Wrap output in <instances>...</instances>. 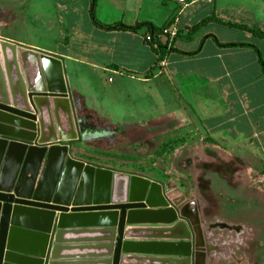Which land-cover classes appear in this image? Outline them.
I'll list each match as a JSON object with an SVG mask.
<instances>
[{"label":"crops","instance_id":"0c3cea01","mask_svg":"<svg viewBox=\"0 0 264 264\" xmlns=\"http://www.w3.org/2000/svg\"><path fill=\"white\" fill-rule=\"evenodd\" d=\"M258 1L253 0V5L256 2L259 3ZM85 3V9H72L67 12V15L72 18L67 19L66 25L64 24L66 46L48 48L25 42L8 36L3 28H0V41H7L18 47L32 49L60 59L77 117L86 134L89 131L97 132L95 128H115V131L111 129V131L100 132L124 135L132 143L135 142V107L133 106L135 101L126 100L125 104H132L116 106L117 110L97 106L98 101L95 99L97 95L94 92L97 90V81L107 80L114 86L116 96H124L125 89L127 95H130V92L134 95L135 80L141 84L155 85V82H158L156 85L160 88L167 85L165 77L170 58H175L181 63L190 60L205 64L202 69L176 73L180 80L179 111L186 112L183 116L180 114L181 118L177 127L180 144L179 157L181 160L196 162V176L198 174V176H208L199 182L196 181L198 187L199 184L209 182L211 176L212 182H216L214 177L221 172L219 164L224 166L225 162L227 165L230 162L233 163V166L226 167V169L228 173H233L232 176H236L237 182L243 181V191L239 193L242 204L239 203L241 207L238 208L242 217L227 221L235 227L234 240H243L239 246L250 248L256 230L252 226L254 223L252 214L256 212L259 218L264 217V210H262L264 208V156H262L264 155V144H261L262 140L264 142V128L262 129L261 126L263 123L264 127V104L256 103L255 99L251 100L250 90L243 94L244 98L239 97L238 99L235 86L237 80L245 83L246 79L251 77L262 82L264 80L263 66L257 55H223L226 51H223L224 47L213 38L216 37L213 32H207L206 35L199 36V39L195 40L201 30L210 25H216L218 29L238 28L264 40L250 30L228 24L243 25L264 32V18L261 10L255 13L254 7H248L244 3L228 5L224 0H186L187 6L179 0H85ZM60 10L62 11V8ZM61 15L66 16L64 13ZM139 23H151L160 28L159 31L167 25L175 24L179 30L178 35L171 45L168 44L164 53L155 51L156 46L146 41L145 37L151 33L147 27L136 30L110 28L117 24L135 27ZM198 25L201 26L196 28ZM60 34H63L62 31ZM178 40H185L187 43L180 48L176 46ZM210 40H213L211 45H209ZM241 42L251 44L246 40L230 43L219 41L222 44ZM193 45L195 47H191ZM207 46H210L211 54L202 55ZM171 47L175 49L170 51ZM262 59L264 61L263 56ZM222 80H226L227 84L221 83ZM261 91L260 89L258 95L263 96L264 93ZM236 105L240 106L238 111L240 114H237ZM101 111H104L103 114ZM252 112L260 113L254 127L251 118L247 117ZM196 114H198L197 117ZM257 127H260L259 131ZM84 139L87 140L86 136ZM236 146H241L240 149H243V152L236 153ZM70 156L85 165L111 170L114 173L141 176L153 181L148 176L135 174L134 168L129 165L122 169L98 166L73 156L71 151ZM250 156L258 159L262 167L258 168L251 162ZM198 165H202L203 170H200ZM253 173L256 177H253ZM217 189L221 192L220 188ZM176 190L167 185L164 186L165 196L171 206H189L190 210L195 209L197 214H200L203 224L217 221V219L210 220L205 217V201H207L205 194L201 193L198 196L192 194L191 197H186L182 190ZM141 227L150 230V227L158 226L148 224ZM83 231L88 230L68 232L63 236L65 250L59 254V259L64 263L92 261L104 255L103 251L85 247L102 242L105 239L104 236L96 232ZM164 238L162 233L143 232L133 236L131 241L152 243L162 241ZM229 239H232V236ZM203 250H201L202 254L205 253ZM142 251L145 252L129 254L135 258L131 259L128 264H152L150 261H141L137 257H150L153 254L160 257V252L166 250L145 248ZM49 261L48 257L46 264ZM205 264H209L208 258Z\"/></svg>","mask_w":264,"mask_h":264},{"label":"water","instance_id":"95a60500","mask_svg":"<svg viewBox=\"0 0 264 264\" xmlns=\"http://www.w3.org/2000/svg\"><path fill=\"white\" fill-rule=\"evenodd\" d=\"M79 122L62 61L0 41V264H128L145 248L166 250L137 257L152 264H205L196 211L171 206L159 182L70 156ZM79 230L102 234L85 247L104 255L64 263L63 236ZM143 232L165 238L131 241Z\"/></svg>","mask_w":264,"mask_h":264},{"label":"rangeland","instance_id":"374dc122","mask_svg":"<svg viewBox=\"0 0 264 264\" xmlns=\"http://www.w3.org/2000/svg\"><path fill=\"white\" fill-rule=\"evenodd\" d=\"M224 1L228 5L244 3L248 7H254L255 13L261 10L262 17L264 18V0H259V3L256 2L254 5L253 0ZM85 7V0H0V28H3L8 36L25 42L48 48L66 46L64 42V37L66 36L64 27L66 20L72 18L67 15V12L72 9L82 10ZM61 8L62 11L60 10ZM62 13L66 16L61 15ZM61 31L63 34H60ZM207 32H213L220 42L230 43L246 40L256 45L261 56L264 58V40L253 34L238 28L218 29L216 25H210L201 30L195 41L199 39V36L206 35ZM185 43H187L185 40H178L176 46L181 48ZM211 43H213V40H210L209 45ZM191 47H195V45ZM210 50V46H207L202 55L211 54ZM223 51H226L223 52V55L258 56L256 49L251 46H227L223 48ZM169 63L165 77L167 85L162 88L156 85L158 82H155V85L152 83L141 84L135 80L134 95L131 92L129 93L130 95H127L125 89L123 91L125 92L124 96H116L114 86L108 83L107 80L97 81V90L94 91L97 95L95 98L98 101L97 106L115 109L116 106L120 107L132 104H125L126 100L130 102L133 99L135 101L133 104L135 107V142H129V138L124 135L119 136L112 132L110 134L100 132L111 131V129L115 131V128H98V126V129L95 128L97 132L89 131L87 135L82 124L79 122L82 138L72 142L70 147L71 153L77 158L98 166L120 167L121 169L126 165L132 166L135 174L148 176L154 182L161 183L163 187L167 185L169 188L177 189L176 191L182 190L186 194V197H191L192 194H195V196L201 193L205 194L207 198L204 210L205 217L210 220L217 219L213 223L203 224L200 214H197L198 227L200 228L202 237L201 242L204 248L203 252H205V258H208V263L264 264L263 216L259 218V216H256V212L252 214V221L254 222L252 226L256 230L253 234L250 248L239 246L243 241L242 239L240 241L234 240L236 235L234 231L235 227L229 221L242 217V213L238 212V208L241 207L239 203L242 204V198L239 193L243 191V181L237 182L235 180L236 176H232V172V175L228 173L226 167L230 168V166H233V163L230 162L227 165L225 162L224 166L219 164L221 172L217 173L216 177H214L216 182H212L211 176L209 177V182L199 184L198 187L196 181H201L205 175L198 176V174L196 176V162L181 160L179 157L180 144L178 143L177 127L181 118L180 114L183 116L186 112L179 111L180 80L176 73L202 69L205 64L190 60L181 63L176 61L175 58H170ZM221 83L227 84L226 80H222ZM263 88L264 80L262 82L256 81L254 77L246 79L245 83L237 80L235 86L238 99L239 97L244 98L243 94H246L245 92L250 90V95L248 93L250 99H255L257 100L256 103L260 102L262 104H264V95L260 96L258 93L260 89L264 93ZM246 97L249 98L248 96ZM182 99H185V97H182ZM236 108L237 114H240L238 112L240 106L236 105ZM103 112L101 111L102 114ZM249 114L247 117L251 118L254 127L260 113L252 112ZM197 116L198 114H196ZM200 120L202 122L201 117ZM261 126L263 129V123ZM259 130L260 127H257V131ZM85 136L87 140L84 139ZM257 141L259 142V139ZM261 144H264L263 140ZM235 148L236 153L243 152V149H240L242 148L241 146H236ZM249 158L258 168L262 167L259 164V160L254 156H250ZM198 167L200 170H203L202 165H198ZM252 175L256 177V174L253 173ZM217 188H220L221 192ZM187 208L189 212L196 211L195 209L190 210L189 206ZM192 213L190 215L195 221V216ZM230 236H232V239H229Z\"/></svg>","mask_w":264,"mask_h":264},{"label":"trees","instance_id":"16d2710c","mask_svg":"<svg viewBox=\"0 0 264 264\" xmlns=\"http://www.w3.org/2000/svg\"><path fill=\"white\" fill-rule=\"evenodd\" d=\"M229 25L231 26H235V27H239V28H242V29H246V30H250L251 32H253L254 34L260 36L261 38L264 39V32L262 31H259V30H254V29H250V28H247L243 25H236V24H233V23H228ZM201 25H198L196 28L200 27ZM143 27H147L148 30L153 33V34H156L159 32V29L158 27L154 26L153 24L151 23H139L138 25H136L135 27H128L126 25H123V24H117V25H112L110 26L111 29H129V30H136V29H141ZM216 42L220 45V46H223V47H227V46H251V47H254L256 49V51L258 52V56L260 58V62L263 66V70H264V61L262 59V56H261V53L260 51L258 50L257 47L249 44V43H246V42H241V43H236V44H222V43H219V41L217 40L216 37H213ZM154 45L156 46L155 51H161V52H166V49L168 47V43L162 39H157V42L154 43ZM175 48L171 47L170 48V51L171 50H174Z\"/></svg>","mask_w":264,"mask_h":264},{"label":"built area","instance_id":"2783aa9c","mask_svg":"<svg viewBox=\"0 0 264 264\" xmlns=\"http://www.w3.org/2000/svg\"><path fill=\"white\" fill-rule=\"evenodd\" d=\"M184 6H187L186 0H179ZM178 27L175 24H170L163 27L158 33H149L145 39L148 43H155L157 39L166 41L169 45L173 43L178 35Z\"/></svg>","mask_w":264,"mask_h":264}]
</instances>
